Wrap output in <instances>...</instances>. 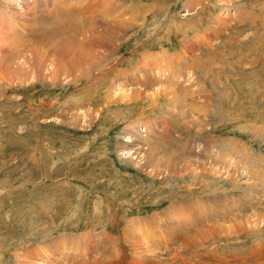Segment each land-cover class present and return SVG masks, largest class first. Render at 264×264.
<instances>
[{
  "label": "rangeland",
  "instance_id": "obj_1",
  "mask_svg": "<svg viewBox=\"0 0 264 264\" xmlns=\"http://www.w3.org/2000/svg\"><path fill=\"white\" fill-rule=\"evenodd\" d=\"M155 54L179 61L178 78L160 85L176 101L149 99L150 81L147 100L106 105L118 81L134 85L124 71ZM96 111L86 124L84 114ZM138 118L164 120L197 147L199 157L188 162L225 176L198 170L170 178L134 165L120 144ZM160 135L154 142L167 146ZM224 139L264 155V0H0V264H17L57 236L88 232L102 238L100 259L122 246L125 263L128 221L152 215L159 238L168 226L181 228L177 216L185 221L168 246L188 240L193 249L175 264H264V184L200 154ZM170 205H179L177 216L174 208L161 214ZM52 252L54 264H64L67 252Z\"/></svg>",
  "mask_w": 264,
  "mask_h": 264
},
{
  "label": "bare ground",
  "instance_id": "obj_2",
  "mask_svg": "<svg viewBox=\"0 0 264 264\" xmlns=\"http://www.w3.org/2000/svg\"><path fill=\"white\" fill-rule=\"evenodd\" d=\"M147 58L142 63H138L133 69L129 71H124V73L122 72L123 73L121 75L122 79L129 78L130 81L134 82V85H131L130 89H125L121 87L120 81H118L117 83L118 85H116L118 89H115L116 94H114L115 96H111L110 98L109 96L108 97L106 96L108 99L105 101L106 105L113 103L116 104L120 102L124 104H129V103L138 102L139 100H147L148 99L147 94L151 92L150 90L148 91V85L150 81H152V83L155 84L154 86L155 88L152 89L154 90L153 93L149 94V99H152L153 97L152 99L153 101L155 98H157V96L163 95L164 98L169 99L168 101H170L171 104L176 101L177 97L175 98V94L173 93L174 91L173 92L168 91V89L166 88L161 89L162 88L161 84L165 83L162 81V79L166 80V78L168 79L169 77H171V79L174 80L178 78L177 75L179 74V72L177 71L176 68L181 67L179 66V61L173 60L168 55H156V54L152 55L153 61L152 59L150 58L147 59ZM133 72L135 74H132L129 77L127 76L128 73H133ZM191 73L192 74L189 75L190 78L189 80L187 79V81L194 82L196 81V78L194 77L193 72ZM175 82L176 81H172V83ZM204 97L206 98V96ZM196 106L195 104L192 105L191 112H194L193 110L194 107ZM95 113H96L95 116H93V114H84L83 118L85 119L84 121L86 122V124L90 125L89 123L93 122V120L97 117V115L98 116L100 115L99 111H96ZM75 118L76 119L73 118V121L77 122L76 120L78 119V116ZM159 125L160 126L163 125V126L160 127ZM166 125L167 124L166 122H164V120H158V121L153 120L152 122V120H143V118H138L133 120L132 122H129L122 132L123 138L125 140L120 144V151L124 152L125 154L132 152V156H134V159H137L133 161V164L136 165L138 162H142L143 169L144 168L149 169V171L147 172L150 175H154V176L165 174V175H169L170 178L171 175L174 178L176 176L181 178L182 175H190L192 177H196L198 176V174H200V172L205 175L207 174L210 175V177H212V179L215 180H220V178L225 176L226 173H223L221 169L216 170L213 169L212 167H208L206 164L203 163L197 164V166H195V164L188 162L187 160L189 157H193V158L199 157L198 153L196 152L197 147L188 144L189 142L187 143V141H183L182 139L177 138L176 136L171 134V132L168 130L169 128H167ZM157 128L161 129L162 131L161 135L157 132V130H155ZM141 133H145V134L142 135ZM159 135L162 136L163 138H167L168 147L170 148L174 147L179 151V153L181 154L183 153V155L181 156L183 158L177 157L175 155L177 152L170 151V149L167 146H165L164 144L165 142H157V141L154 142V140L158 138ZM211 142L212 143L209 144L207 149L206 148L202 150L199 149L200 154L202 152L205 154L208 153L207 156L208 160L212 159L214 161L215 160L219 161L221 164L223 165L225 164L224 165L225 167L227 165L230 166V164H232V166L233 167L235 166V168H238V170H241L240 168H242V170L246 171L244 173H247L248 175H251L253 177V180L259 181L260 184L262 185L264 184V155L253 153L252 151L247 150V148H245L244 145H238V142L234 140H228V139L220 140L219 141L220 146L217 145L218 143L216 144L214 141ZM214 145L217 148L215 149L216 153L213 154L210 151ZM225 146L228 149L231 148L232 149L231 152H226L229 150L225 148ZM237 150L239 151L237 152ZM232 151H234L235 153L234 156L232 157V161H230V159L229 158L227 159V157L232 153ZM240 154L243 155L241 158L238 156ZM231 155H233V153ZM184 156H186V158ZM202 157L204 156L202 155ZM244 164L247 165V167H245ZM137 167L139 166L137 165ZM198 170H200V172ZM233 178L234 177H232V175L231 176L226 175L225 177V179L229 181V183L231 184H233L234 182ZM172 209L174 210V214H175L174 216H177L181 211L179 205H170L166 207L161 214H167ZM154 218H156V215H152L147 219H135L128 221L125 232H126V237H128V244L130 249L128 250L129 251L128 261H126L125 263L124 262L122 263L121 260V258L123 259L126 255L125 250L121 248L122 246L118 249L116 248V246H114L113 247L114 255L106 257L105 256L106 253L104 252L102 256L100 255L103 258L100 259L97 253L99 250L100 239L102 238L100 237L99 239L98 237L99 235L96 236L92 232H88L81 235H69V236L60 235L48 242L46 241L41 242L40 244L35 246V248L30 249L27 252L26 251L23 252V254H20L18 256L19 258L17 264H54L55 258L49 257L50 254L52 256L54 253L53 252L48 253V251L50 252L53 249L60 250V252H64V253L67 252V254L64 257H62L63 258L62 263L64 264H108L105 263L106 258H110L111 263L109 264H121V263L122 264H153L155 258L159 260L164 258L167 259L169 254H171V258H168L169 261L171 262V264H175V261L179 260V258L183 256L184 253H186L191 243L188 240H185L183 241L184 243L181 245L180 248H175L172 246L169 247L168 245L172 244L174 241L178 242L180 240V236H176V234L180 233V231L182 233L183 230L186 231L187 226L185 227L184 224L185 221L181 220L177 216V220L182 223L180 224L181 228L176 229L172 226H168L166 227L168 229L164 230L165 237H163L160 234V238H159L152 227V223H153L152 220H154ZM104 239L108 241V238L106 236L104 237ZM112 244L114 245V243ZM155 250L158 251V256L153 255ZM81 257L83 258L84 261L87 260L88 262L82 263L79 261L78 263L77 261L80 260ZM119 259L121 261H119ZM159 264H162V261L161 263L159 262Z\"/></svg>",
  "mask_w": 264,
  "mask_h": 264
}]
</instances>
